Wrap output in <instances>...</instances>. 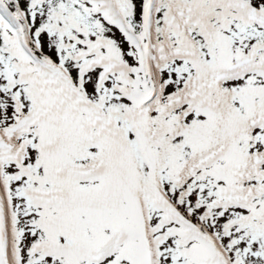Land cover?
Masks as SVG:
<instances>
[{
	"label": "snow or ice",
	"instance_id": "obj_1",
	"mask_svg": "<svg viewBox=\"0 0 264 264\" xmlns=\"http://www.w3.org/2000/svg\"><path fill=\"white\" fill-rule=\"evenodd\" d=\"M0 264H264V0H0Z\"/></svg>",
	"mask_w": 264,
	"mask_h": 264
}]
</instances>
